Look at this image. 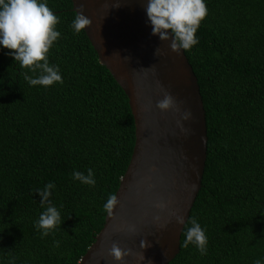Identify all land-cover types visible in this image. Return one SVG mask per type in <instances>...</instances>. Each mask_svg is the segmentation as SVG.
Masks as SVG:
<instances>
[{
	"label": "trees",
	"instance_id": "16d2710c",
	"mask_svg": "<svg viewBox=\"0 0 264 264\" xmlns=\"http://www.w3.org/2000/svg\"><path fill=\"white\" fill-rule=\"evenodd\" d=\"M205 3L198 43L184 53L205 111L206 159L168 264H254L264 258V0ZM46 4L59 18L48 60L62 83L29 86L28 69L0 48V264H78L134 144L127 97L84 30L73 33L71 0ZM89 168L95 186L72 180L73 170ZM48 182L61 225L41 237L36 190ZM192 218L205 230V255L184 246Z\"/></svg>",
	"mask_w": 264,
	"mask_h": 264
},
{
	"label": "water",
	"instance_id": "95a60500",
	"mask_svg": "<svg viewBox=\"0 0 264 264\" xmlns=\"http://www.w3.org/2000/svg\"><path fill=\"white\" fill-rule=\"evenodd\" d=\"M146 0H71L91 23L84 33L125 93L134 144L115 191L118 204L78 264H168L179 251L182 224L201 187L206 159L205 111L184 53L171 51L145 23ZM154 50H156L154 55ZM168 94L167 110L157 102ZM162 205V206H160ZM145 246L141 247V241ZM116 243L128 255L116 261Z\"/></svg>",
	"mask_w": 264,
	"mask_h": 264
},
{
	"label": "clouds",
	"instance_id": "9594fccd",
	"mask_svg": "<svg viewBox=\"0 0 264 264\" xmlns=\"http://www.w3.org/2000/svg\"><path fill=\"white\" fill-rule=\"evenodd\" d=\"M77 11L71 22V29L74 34L85 30L91 21L83 14V5ZM146 17L145 23L151 28V35L158 40L170 39L171 51L179 55L181 51L190 50L198 43L195 33L206 17L208 9L205 0H146L143 6ZM59 18L46 4V0H0V48L8 49L6 55L18 62L21 69L27 68L28 73H21L23 79L29 86L49 87L53 84L62 83L60 69L48 60L49 49L60 37L55 25ZM156 50H154L155 55ZM173 98L165 94L163 99L157 102V107L167 110L173 105ZM71 178L81 184L95 186L94 173L91 168L86 174L73 170ZM55 185L48 182L43 189H37L40 197V205L44 211L39 214L34 222V227L40 231L41 237L49 235V232L56 226L61 225V217L58 209L52 205L49 199L50 189ZM118 204L117 196L109 195L103 204V210L111 216L114 207ZM162 206V205H160ZM176 223L185 224L183 216H176ZM184 232V246L189 244L195 246L201 255L207 253V237L205 230L195 218L188 221ZM141 247L145 246L142 240ZM58 246V242H54ZM109 254L120 261L122 255H128L127 250H122L116 243L109 249ZM261 259L254 261V264H262Z\"/></svg>",
	"mask_w": 264,
	"mask_h": 264
}]
</instances>
